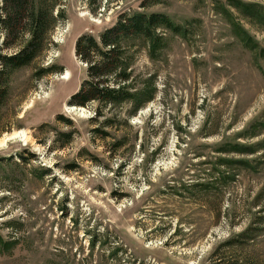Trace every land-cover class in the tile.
Returning <instances> with one entry per match:
<instances>
[{
    "label": "rangeland",
    "instance_id": "obj_1",
    "mask_svg": "<svg viewBox=\"0 0 264 264\" xmlns=\"http://www.w3.org/2000/svg\"><path fill=\"white\" fill-rule=\"evenodd\" d=\"M61 6L66 20L12 73L0 113V264H211L249 226L245 251L264 264V0ZM136 11L181 33L159 29L152 52L137 41L130 83L148 95L95 119L97 102L68 103L87 75L74 42Z\"/></svg>",
    "mask_w": 264,
    "mask_h": 264
},
{
    "label": "trees",
    "instance_id": "obj_2",
    "mask_svg": "<svg viewBox=\"0 0 264 264\" xmlns=\"http://www.w3.org/2000/svg\"><path fill=\"white\" fill-rule=\"evenodd\" d=\"M98 1L85 0L89 5ZM66 18L61 0H0V48L7 50L0 53V113L8 100L12 73L44 56L51 33ZM166 27L175 34L181 33L167 15L122 12L97 38L79 35L74 42V55L86 64L87 75L68 103L79 107L97 102L96 119L109 105L118 107L132 98L143 99L145 88L130 83L133 56L127 53L137 45L139 50L146 44L151 52L160 49L163 40L158 30ZM137 41L140 42L135 45ZM58 71L51 65L38 68L34 74L39 77ZM71 136L70 132L65 134L66 142ZM249 229L253 227L221 242L210 255L211 264H263L255 252L245 251ZM119 251L116 248L114 254Z\"/></svg>",
    "mask_w": 264,
    "mask_h": 264
},
{
    "label": "bare ground",
    "instance_id": "obj_3",
    "mask_svg": "<svg viewBox=\"0 0 264 264\" xmlns=\"http://www.w3.org/2000/svg\"><path fill=\"white\" fill-rule=\"evenodd\" d=\"M66 74H67V73H66ZM67 78H68V76L65 75V76L62 77L61 79L64 80V79H67ZM12 135H13V137H17V138H21V137H23V139H26V134H24V131H21V132H15V133H13ZM2 144H3V143H2Z\"/></svg>",
    "mask_w": 264,
    "mask_h": 264
}]
</instances>
